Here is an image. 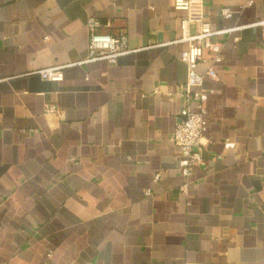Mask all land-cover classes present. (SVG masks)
Here are the masks:
<instances>
[{
    "label": "crops",
    "instance_id": "crops-1",
    "mask_svg": "<svg viewBox=\"0 0 264 264\" xmlns=\"http://www.w3.org/2000/svg\"><path fill=\"white\" fill-rule=\"evenodd\" d=\"M245 2L205 0L206 17H264V0ZM185 15L173 0H0V264H264L263 32L222 37L209 144L187 179L170 139ZM92 16L135 51L82 63ZM55 65L60 81L36 74Z\"/></svg>",
    "mask_w": 264,
    "mask_h": 264
},
{
    "label": "built area",
    "instance_id": "built-area-1",
    "mask_svg": "<svg viewBox=\"0 0 264 264\" xmlns=\"http://www.w3.org/2000/svg\"><path fill=\"white\" fill-rule=\"evenodd\" d=\"M255 0H246L242 8L252 6ZM175 9L186 11L182 19L181 36L177 42L187 44L181 55V60L187 67V81L183 90L185 106L179 116L176 128L171 135V142L180 148L181 155L179 167L182 175L189 178L192 169L203 162V152L206 150L209 141L206 139L207 131V105L212 89L206 87L208 79L217 80L218 75L214 64L223 60L222 37L235 31L245 28H261L263 38L261 46L264 50V17L250 22L246 25L228 26L222 29H214L205 14V0H173ZM222 16L230 21L235 11L230 7L221 10ZM89 32L88 53L82 63L105 60L109 63H117L118 59L135 49L129 44V37L122 31L118 34H111L104 29L99 18L92 16L87 21ZM204 49H208L211 59H204ZM207 64L206 70L198 71L199 64ZM67 65H55L36 71L42 79L60 81L64 77V69ZM195 105V109H192ZM54 106L48 108V112H56ZM230 145V144H228ZM160 177L157 173L155 179ZM187 186L184 185L183 189ZM150 195L151 191H147ZM51 255V253H50Z\"/></svg>",
    "mask_w": 264,
    "mask_h": 264
}]
</instances>
